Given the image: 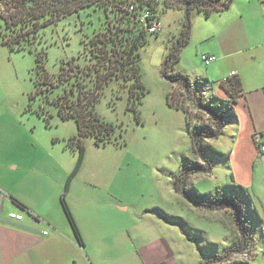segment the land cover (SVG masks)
<instances>
[{
  "label": "rangeland",
  "instance_id": "rangeland-1",
  "mask_svg": "<svg viewBox=\"0 0 264 264\" xmlns=\"http://www.w3.org/2000/svg\"><path fill=\"white\" fill-rule=\"evenodd\" d=\"M179 15L177 9L161 11L159 33L148 36L147 43L139 50V66L147 88L139 106L140 121L125 110L126 92H118L117 97V84H107L95 104V111L117 125L118 144L112 141L98 146L92 138H84V159L74 176L69 178L77 156L68 146L69 138L77 132L74 121L61 119L52 105L41 104L37 98L29 100V95L35 91V53L44 50L46 70L56 72L61 60L78 56L81 39L90 36L95 29L94 12L73 14L45 28L40 42L32 45V51H11L0 42V115L5 126L28 136V141L36 148V159L46 161L37 172L46 180L42 187L56 195L52 205L58 206L60 212H63L60 197L64 193L71 207L95 211V223L104 230L107 228L113 237L133 224H152L178 248L184 264H197L199 258L208 254L209 243L218 250L224 249L235 227L227 212L195 207L172 188L170 174L178 173L186 158L198 161L191 151L194 127L187 123L181 110L167 104L171 83L161 72L163 60L180 31L182 17ZM0 27H3L1 16ZM193 50L191 43L186 50L188 60L193 61ZM198 56L197 62L181 63L183 67L189 65L196 69V76L185 74L191 80L206 77L201 52ZM176 69L179 70L178 64ZM229 135L230 132H226L212 140L207 149L213 163L211 172L192 176L189 186L209 195L219 189L241 200L256 244L246 254L232 259L264 264V153H258L247 141L233 142ZM152 208L179 216L183 222L165 223L149 213ZM63 215L68 222L64 212ZM123 236L126 237L125 232ZM113 237L106 242L109 252L118 260H126L132 251L128 239L122 242L121 253V240L115 245ZM84 250L92 253L90 245Z\"/></svg>",
  "mask_w": 264,
  "mask_h": 264
},
{
  "label": "trees",
  "instance_id": "trees-1",
  "mask_svg": "<svg viewBox=\"0 0 264 264\" xmlns=\"http://www.w3.org/2000/svg\"><path fill=\"white\" fill-rule=\"evenodd\" d=\"M228 2L229 0H0V16L3 20L0 42L11 51H32V45L40 42L45 28L73 14L87 10L95 13V29L90 36L86 35L85 39H81L78 56L61 60L56 72L49 73L46 70L47 55L44 50L35 53V91L29 95V100L37 98L41 104L52 105L61 119H72L77 129L68 142L77 156L69 178L77 173L83 162L84 138H92L93 143L98 146L112 141L118 144L117 125L104 120L95 111V104L107 84H117V97L118 92H126L125 110L131 111L136 121H140L139 106L147 88L139 66V50L147 43L148 36L157 35L160 31L150 33V21H159V13L169 8L183 11L178 37L163 60L161 72L171 83V91L166 97L167 104L181 110L187 123L194 127L191 151L198 161L186 158L183 168L178 173L170 174L171 184L174 192L189 204L230 214L235 227V233L224 249L218 250L214 244L209 243L208 254L199 258L197 264H247L234 261L232 257L246 254L256 244L249 220L244 215V205L238 197L219 189L212 195L199 193L189 186L192 176L211 172L213 163L207 155V149L210 148L208 141L224 135L225 127L237 119L233 104L240 95L241 84L236 79L220 80L219 86L229 95V99H218L210 94L211 85L207 79L196 77L191 80L177 70L176 65L190 37L192 14L198 12L209 16L213 12L225 10ZM146 12H149L148 16L142 19ZM68 182L69 179L65 190ZM12 201L23 211L30 213L24 204L15 198ZM60 204L79 245L82 246L79 230L64 193L60 197ZM149 211L169 224L183 222L179 216L169 215L159 208ZM189 239L193 241L192 238Z\"/></svg>",
  "mask_w": 264,
  "mask_h": 264
},
{
  "label": "crops",
  "instance_id": "crops-1",
  "mask_svg": "<svg viewBox=\"0 0 264 264\" xmlns=\"http://www.w3.org/2000/svg\"><path fill=\"white\" fill-rule=\"evenodd\" d=\"M178 11L181 18L183 11ZM192 20L190 37L180 53L178 69L196 76L194 67H183L181 63L197 62L199 52L201 56H215L204 69V79L211 85L210 94L227 100L229 95L219 86V81L236 79L241 84L240 95L233 104L237 119L225 127L224 134L230 132L233 142L247 141L256 148L264 133V0H229L225 10L209 16L194 12ZM191 43L194 44L193 61L186 56ZM27 137L5 126L0 115V189L3 192L0 264H184L178 248L152 224L136 223L113 237L107 228L104 230L95 223V211L68 205L82 239L80 246L63 212L52 205L56 195L42 187L46 180L37 169L46 161L36 159V148ZM12 198L24 204L30 213L20 209ZM10 211L21 212L22 220L8 219ZM109 237L114 238L115 245L121 240V253L122 242L128 239L132 251L126 260L111 255L106 243ZM89 245L92 253L87 254L84 248Z\"/></svg>",
  "mask_w": 264,
  "mask_h": 264
},
{
  "label": "built area",
  "instance_id": "built-area-1",
  "mask_svg": "<svg viewBox=\"0 0 264 264\" xmlns=\"http://www.w3.org/2000/svg\"><path fill=\"white\" fill-rule=\"evenodd\" d=\"M224 1H227V0H224ZM148 13L149 12H146L142 16V19H144L146 16H148ZM159 29H160L159 21L152 19L150 21V26L148 27V31L150 33H156ZM201 59L205 65H208L211 61L215 60V56L203 54L201 56ZM231 74L233 75L234 72H231ZM224 80H226V79H224ZM261 136H263V139H258L257 148L260 152H264V133ZM2 197H3V192L0 189V209L2 208V201H1ZM7 217H8V219H10L12 221H21L23 218V214L21 212H17V211H10L7 213Z\"/></svg>",
  "mask_w": 264,
  "mask_h": 264
}]
</instances>
